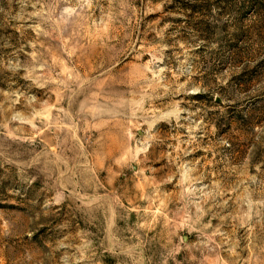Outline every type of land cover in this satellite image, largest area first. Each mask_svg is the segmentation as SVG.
I'll return each mask as SVG.
<instances>
[{
    "label": "rangeland",
    "instance_id": "obj_1",
    "mask_svg": "<svg viewBox=\"0 0 264 264\" xmlns=\"http://www.w3.org/2000/svg\"><path fill=\"white\" fill-rule=\"evenodd\" d=\"M0 264H264V0H0Z\"/></svg>",
    "mask_w": 264,
    "mask_h": 264
}]
</instances>
